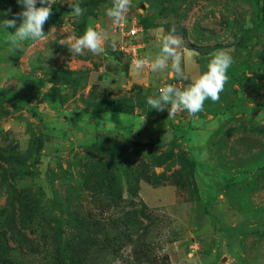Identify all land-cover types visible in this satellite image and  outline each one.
<instances>
[{"label":"rangeland","instance_id":"obj_1","mask_svg":"<svg viewBox=\"0 0 264 264\" xmlns=\"http://www.w3.org/2000/svg\"><path fill=\"white\" fill-rule=\"evenodd\" d=\"M111 6L56 0L46 39L19 51L5 42L15 29H0V264H264V0H132L115 28ZM9 9L23 10L0 0ZM133 24L146 29L139 59L174 27L189 79L137 76L120 49ZM89 26L114 31L117 50L74 56L58 44ZM219 51L234 63L218 102L172 118L147 104L160 87H187ZM131 189L152 218L143 237L98 223L131 200L141 208ZM83 238L96 244L72 252Z\"/></svg>","mask_w":264,"mask_h":264},{"label":"clouds","instance_id":"obj_2","mask_svg":"<svg viewBox=\"0 0 264 264\" xmlns=\"http://www.w3.org/2000/svg\"><path fill=\"white\" fill-rule=\"evenodd\" d=\"M17 3L23 10L15 13L14 18H7L11 9L0 13L5 17L0 20V29L6 31L10 28L15 29L14 33L7 31L8 36L5 42L10 45L9 51L22 50L25 41L35 45L46 39L44 25L52 15V6L56 4V0H17ZM69 6L75 17L83 16L84 9L79 4ZM131 7L132 0H112V6L106 9V15L114 28L126 22ZM119 41L120 37L114 31L109 33L89 26L82 36L69 35L66 39H59L58 44L67 46L72 55L82 56L85 50L92 55H102L105 53L106 44L116 51ZM182 45L183 39L176 35V29L173 27L158 44V54L154 58L149 55L147 58L133 59L132 69L137 76L148 69L153 74H162L170 70L178 80H188L189 77L183 67ZM233 63V57L228 52H216L208 62L207 70L193 79L187 87L181 89L174 84L160 87L158 95L147 98V104L158 112L167 110L168 118L182 111L197 117L204 110L206 100H211L213 103L220 100V94L229 79L228 69ZM110 83V81L104 82L106 88Z\"/></svg>","mask_w":264,"mask_h":264},{"label":"trees","instance_id":"obj_3","mask_svg":"<svg viewBox=\"0 0 264 264\" xmlns=\"http://www.w3.org/2000/svg\"><path fill=\"white\" fill-rule=\"evenodd\" d=\"M10 1L12 3L15 2V0H10ZM144 30L146 31V29H144ZM88 171H89V173H91V176L94 179V168H93V166H91ZM104 180H106V179H104ZM85 181H87L89 183L90 181L92 182L93 180H92V178L88 177V178H85ZM132 196L135 199H140V205H141L140 209L136 208L137 203H135V201L131 200L130 206H129L130 210L126 211L125 207L124 208L120 207L117 209V210H121V213L122 212L124 213L122 217H120V218L109 217V218H106V220H104L102 222H98V223H101V225H103L105 228L106 227H109V228L115 227L116 229H120V227L118 225V223H120V224L125 226V229L128 228L131 232H134V231L131 229L130 226L135 225L136 229L138 228V230L140 231L139 237H143V234H145L144 233L145 227H143L144 224H143V221L141 220V218L145 217L149 220H151L152 218L147 216V214L145 212L147 210V206L145 205L143 200H141V197H139L138 192L135 189H131V197ZM112 197L116 198L117 199L116 201H122L124 203L126 202V200L123 199V196L119 198L115 195H112ZM89 218H91V217H89ZM90 227H92V226H90ZM121 234L124 235V237H127L125 234H123V233H121ZM121 238L122 237H120V240H121ZM107 243H109V239H107ZM94 244H96V243L92 242L89 238L88 239L83 238L77 242V245H75L74 247H71V250H73L72 252H74V253H77V252L83 253L84 252L83 250L85 248L90 247V249H91V248H93V246H91V245H94ZM148 256H149V254H146V258ZM167 259H168V257H163L164 261H166ZM149 263L152 264V261L149 260Z\"/></svg>","mask_w":264,"mask_h":264},{"label":"built area","instance_id":"obj_4","mask_svg":"<svg viewBox=\"0 0 264 264\" xmlns=\"http://www.w3.org/2000/svg\"><path fill=\"white\" fill-rule=\"evenodd\" d=\"M121 31L123 33L124 39L121 43L120 49L129 58V63L131 66L133 59H139L137 58V51L138 48L141 47L140 43L143 41L142 35H145L146 33L144 29L137 24H133L130 29L123 27L121 28ZM127 38H129V40H126Z\"/></svg>","mask_w":264,"mask_h":264}]
</instances>
